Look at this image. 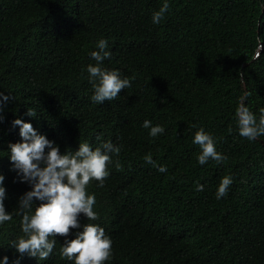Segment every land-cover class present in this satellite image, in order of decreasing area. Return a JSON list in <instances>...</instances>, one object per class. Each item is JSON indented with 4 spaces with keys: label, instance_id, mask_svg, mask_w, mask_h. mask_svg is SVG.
<instances>
[{
    "label": "trees",
    "instance_id": "16d2710c",
    "mask_svg": "<svg viewBox=\"0 0 264 264\" xmlns=\"http://www.w3.org/2000/svg\"><path fill=\"white\" fill-rule=\"evenodd\" d=\"M101 39L112 53L101 67L131 87L97 104L87 68ZM0 93L9 97H0V175L12 216L0 224V264H75L62 257L64 237L46 260L13 247L27 238L19 200L32 190L9 158L22 142L15 119L61 154L80 143L120 148L103 186H87L99 218H79L111 239L104 264H264V135L240 136L236 115L241 106L257 123L264 115V0H0ZM146 120L164 133L150 136ZM201 129L226 161L199 164ZM225 176L233 183L217 199Z\"/></svg>",
    "mask_w": 264,
    "mask_h": 264
},
{
    "label": "clouds",
    "instance_id": "9594fccd",
    "mask_svg": "<svg viewBox=\"0 0 264 264\" xmlns=\"http://www.w3.org/2000/svg\"><path fill=\"white\" fill-rule=\"evenodd\" d=\"M168 9L169 5L164 3L159 11L153 14V23L159 24ZM107 48V40H99L98 50L91 53L97 63L87 68L89 82L94 88L91 99L97 104L112 101L121 90L131 87L130 78H121L118 71L101 67L103 61L112 55ZM258 56L259 53L254 58ZM0 97L5 102L9 99L2 93ZM26 115L36 117V113L29 109ZM236 115L240 136L253 141L264 135V115H261L257 123L255 115L245 106L239 107ZM13 126H19L22 142L9 145V158L14 169L22 174V181L29 182L32 186V190L26 192L19 200V207L23 212L22 232L27 238H20L13 247L21 255L26 253L31 257L46 260L55 247V237H64L62 257L74 260L75 264H104L112 256L111 239L99 225L81 226L79 218L81 214L92 221L99 218L94 211L95 196L87 193V186L92 180L103 186L109 175L107 165L112 162L109 153L118 155L120 148L106 142L93 150L89 144L80 143L79 149L74 153L66 151L61 154L59 146L45 135L38 134L31 123L15 119ZM143 127L150 128L149 135L152 137L165 131L162 126H151V122L147 120L144 121ZM193 143L201 149L199 164L204 165L209 159L218 164L226 161L227 157L217 152L214 139L203 129L196 132ZM145 161L157 167L161 173L167 171L165 166H157L150 154L145 157ZM3 181L4 176L0 175V224L12 219L4 206L7 194ZM232 183L231 177H223L216 198L225 197ZM197 190L203 191V185H198ZM34 199L41 203L36 207L35 214L30 216L26 210H31ZM81 227L82 231H77L74 239H67L73 229ZM2 264H8L7 256L3 257Z\"/></svg>",
    "mask_w": 264,
    "mask_h": 264
}]
</instances>
